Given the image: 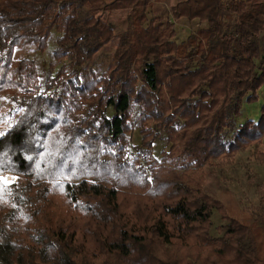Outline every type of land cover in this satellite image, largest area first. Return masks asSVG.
I'll return each instance as SVG.
<instances>
[{
  "label": "trees",
  "instance_id": "1",
  "mask_svg": "<svg viewBox=\"0 0 264 264\" xmlns=\"http://www.w3.org/2000/svg\"><path fill=\"white\" fill-rule=\"evenodd\" d=\"M154 2L0 0V95L12 101L0 105V264H193L200 252L201 264H264V185L248 224L186 184L195 167L228 165L264 141V106L258 122L236 121L264 88V0H181L178 18L205 24L182 42L150 18ZM125 10L132 34L99 17ZM55 31L42 78L15 54L46 52ZM115 39L107 71L95 72ZM163 134L173 146L158 160ZM5 173L19 179L4 185ZM215 211L228 220L220 237ZM156 245L189 248L172 260Z\"/></svg>",
  "mask_w": 264,
  "mask_h": 264
},
{
  "label": "rangeland",
  "instance_id": "2",
  "mask_svg": "<svg viewBox=\"0 0 264 264\" xmlns=\"http://www.w3.org/2000/svg\"><path fill=\"white\" fill-rule=\"evenodd\" d=\"M180 1L181 0H155L153 13L150 16V18L153 15L159 16L167 31H175V40L177 42L186 40L191 33H195L205 26V24H201L198 20L189 22L185 19H179L178 12ZM131 13V10L112 11L102 13L99 17L103 21L114 25L119 36H122L124 33L132 34V25L128 20ZM58 38L59 34L55 31L51 38L49 48L44 53L39 52L35 47H26L17 49L15 57L32 58L35 60L38 71L43 78L49 70L50 63L53 62V51L56 48V41ZM261 40L264 53V34ZM119 42L120 39L113 40L93 59L89 67L99 74H104L110 65ZM60 67L61 66H58L57 70ZM259 94L261 97L257 103L243 104L241 114L236 118L237 124H243L250 119L260 120L261 110L264 106V88L260 90ZM0 105L7 110L10 109L12 106L11 97L1 94ZM108 114L113 115V110H109ZM129 139L128 159L132 161L139 156V148L141 147L142 141L140 130L136 128L129 136ZM262 144L260 146L253 145L244 151L238 152L228 165L215 167L203 165L201 167H195L189 172L186 178V184L191 189L201 190L219 200L224 206L225 213L230 216V218L248 224L258 221V212L261 204V195L259 191L261 186L264 185V145ZM172 146L173 144L169 143L166 139V135L163 134L154 144V157L161 160L163 152H168ZM141 161L148 169L149 163H147L145 159ZM178 170L182 174L185 171V169L181 168ZM148 173L149 178H151V172L148 171ZM6 178H10L12 183L6 184ZM18 179L19 176L13 173H5L1 176L4 185H11ZM223 215L222 212H214L213 228L211 230V234L214 237H220L225 232V226L228 220H224L222 217ZM177 247H187L188 249L189 245H164V247L156 245L153 250L157 253L161 251L162 254L175 260L179 256L176 250ZM173 254L175 256H173ZM202 255L201 252L197 255L192 254V256H195V258L192 257L193 264H201V258L199 257Z\"/></svg>",
  "mask_w": 264,
  "mask_h": 264
},
{
  "label": "bare ground",
  "instance_id": "3",
  "mask_svg": "<svg viewBox=\"0 0 264 264\" xmlns=\"http://www.w3.org/2000/svg\"><path fill=\"white\" fill-rule=\"evenodd\" d=\"M10 178H11V176H10ZM10 178H8V179L6 178V179H7V181L5 182L6 184H10V183H12V180H11L12 178H11V179H10ZM10 180H11V181H10Z\"/></svg>",
  "mask_w": 264,
  "mask_h": 264
},
{
  "label": "crops",
  "instance_id": "4",
  "mask_svg": "<svg viewBox=\"0 0 264 264\" xmlns=\"http://www.w3.org/2000/svg\"><path fill=\"white\" fill-rule=\"evenodd\" d=\"M260 97H261V95L259 94V100H260ZM250 120H253V121H255V122H258V120L256 119H250ZM262 145H264V141H263V144Z\"/></svg>",
  "mask_w": 264,
  "mask_h": 264
}]
</instances>
